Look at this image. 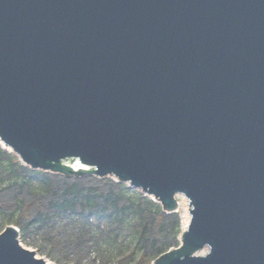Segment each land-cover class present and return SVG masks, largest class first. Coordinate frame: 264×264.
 Masks as SVG:
<instances>
[{"label": "water", "instance_id": "95a60500", "mask_svg": "<svg viewBox=\"0 0 264 264\" xmlns=\"http://www.w3.org/2000/svg\"><path fill=\"white\" fill-rule=\"evenodd\" d=\"M0 143L187 198L152 264H264V0H0ZM18 236L0 264H52Z\"/></svg>", "mask_w": 264, "mask_h": 264}, {"label": "trees", "instance_id": "16d2710c", "mask_svg": "<svg viewBox=\"0 0 264 264\" xmlns=\"http://www.w3.org/2000/svg\"><path fill=\"white\" fill-rule=\"evenodd\" d=\"M179 219L125 182L33 169L0 143V227L13 224L24 240L52 242L60 253L52 259L60 264L68 256L151 264L178 246Z\"/></svg>", "mask_w": 264, "mask_h": 264}, {"label": "rangeland", "instance_id": "374dc122", "mask_svg": "<svg viewBox=\"0 0 264 264\" xmlns=\"http://www.w3.org/2000/svg\"><path fill=\"white\" fill-rule=\"evenodd\" d=\"M75 161L77 162V160H75ZM62 163L64 165H68V161L67 160H63ZM83 165H84L85 169H90V167L88 165H85V164H83ZM60 174L63 175V176H67V177L71 176V175L63 174L61 172H60ZM10 196L6 195L7 198H10ZM178 196H179L178 198H179V201H180V205L178 207V212L180 213L179 214V218H181V215H184V218H186L188 213L185 212V209H184L185 206L183 205L184 204L183 202H185L186 200H185L184 196H181V195H178ZM181 197H183V201H181L182 200ZM179 221H180V219H179ZM8 225H13V224H6V225L0 227V232ZM180 231H181V228H180ZM179 236H180V233H179ZM179 236H178V240H179ZM18 238H19V242H20V244L22 246H24V247H26L28 249L34 250L37 256L44 257L46 260H48L52 264H60L57 260L52 259V253L55 256H60V253L57 250L58 248L57 247H52V242H49V243H44V242H40V241L36 242L32 238H27V239L24 240V239H22L20 237V235L18 236ZM179 244H180V240H179ZM63 262H64L63 264H96V263H93L91 261L87 262L85 260H79L77 258H71L70 256H68V258L63 259Z\"/></svg>", "mask_w": 264, "mask_h": 264}, {"label": "bare ground", "instance_id": "6f19581e", "mask_svg": "<svg viewBox=\"0 0 264 264\" xmlns=\"http://www.w3.org/2000/svg\"><path fill=\"white\" fill-rule=\"evenodd\" d=\"M2 144V143H1ZM68 164L71 166V167H75L76 166V164H79V165H77V166H79V168H82V167H84V165L83 164H81V163H79V162H72V163H69L68 162ZM85 168V167H84ZM182 196V195H181ZM185 198V197H184ZM185 202H183L184 204V206H185V208H186V210L188 209V201H187V198H185ZM182 201H183V197H182ZM176 212V211H175ZM183 223H184V226H186V228H187V226H188V224H189V215L187 214V216H186V218H184V220H183Z\"/></svg>", "mask_w": 264, "mask_h": 264}, {"label": "built area", "instance_id": "2783aa9c", "mask_svg": "<svg viewBox=\"0 0 264 264\" xmlns=\"http://www.w3.org/2000/svg\"><path fill=\"white\" fill-rule=\"evenodd\" d=\"M78 164H76V166L74 167V169H78L79 168V166H77ZM82 168H84V167H82ZM85 169V168H84ZM179 196H177L176 197V199H177V203H178V205H177V208H176V212H178V207H179V205H180V201H179V198H178ZM182 198V197H181ZM182 201V200H181ZM189 208V207H188ZM184 209H185V212H187L188 213V209L186 210V208L184 207ZM179 213V212H178ZM180 214V213H179ZM185 214V213H184ZM189 214V213H188ZM183 220H184V215H181V218H180V228H181V231H180V233L184 230V229H186V226H184V223H183Z\"/></svg>", "mask_w": 264, "mask_h": 264}]
</instances>
